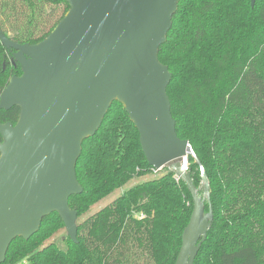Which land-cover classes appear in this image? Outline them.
Instances as JSON below:
<instances>
[{
	"label": "trees",
	"instance_id": "1",
	"mask_svg": "<svg viewBox=\"0 0 264 264\" xmlns=\"http://www.w3.org/2000/svg\"><path fill=\"white\" fill-rule=\"evenodd\" d=\"M68 10L64 1L0 0V32L10 41L44 40ZM13 50L0 42V94L20 76ZM171 81L166 89L177 137L186 140L192 182L201 172L213 221L194 264H264V0H181L158 53ZM20 109L0 110V124ZM1 142V136H0ZM202 169V170H201ZM138 132L114 102L97 133L82 144L76 176L83 188L69 198L77 220L133 178L152 175ZM160 172H163L159 177ZM77 222V243L44 245L64 230L45 217L28 241L15 239L4 264H174L192 199L167 167Z\"/></svg>",
	"mask_w": 264,
	"mask_h": 264
},
{
	"label": "water",
	"instance_id": "2",
	"mask_svg": "<svg viewBox=\"0 0 264 264\" xmlns=\"http://www.w3.org/2000/svg\"><path fill=\"white\" fill-rule=\"evenodd\" d=\"M61 1L68 10L41 42L19 45L0 32L21 71L0 94V110L20 109L14 125L0 124V264L15 239L28 241L53 213L77 243L78 216L69 206L83 191L76 164L114 102L138 132L148 165L167 167L190 193L174 264H194L213 221L211 208L205 212L209 182L201 172L195 187L184 172L193 152L177 137L166 93L172 75L158 59L181 0Z\"/></svg>",
	"mask_w": 264,
	"mask_h": 264
},
{
	"label": "rangeland",
	"instance_id": "3",
	"mask_svg": "<svg viewBox=\"0 0 264 264\" xmlns=\"http://www.w3.org/2000/svg\"><path fill=\"white\" fill-rule=\"evenodd\" d=\"M161 174H163V172H160L157 176L159 177ZM154 177L155 176H153V173H152V175H147L145 177L133 178L122 189H119V190L115 191L109 197L103 199L98 204L92 206L89 209V211L87 212V214H85L82 218L78 219L77 222L79 223V222L85 220L86 218H88L89 216L93 215L94 213H96L97 211H99L101 208H103L104 206L108 205L113 200H115L117 197H119L124 191H126L130 187H132V186H134V185H136L138 183H141L143 181L153 179ZM198 193H199V196L204 197V194H203L202 189ZM65 237H66L65 230H61L58 233H56L52 238H50L48 241H46L44 243V245L55 244L57 247H59L61 249H64L65 245L63 243V240L65 239ZM12 264H14V263H12Z\"/></svg>",
	"mask_w": 264,
	"mask_h": 264
},
{
	"label": "built area",
	"instance_id": "4",
	"mask_svg": "<svg viewBox=\"0 0 264 264\" xmlns=\"http://www.w3.org/2000/svg\"><path fill=\"white\" fill-rule=\"evenodd\" d=\"M183 168H184V172H189L188 171V163H187V161L184 162ZM158 172L159 171H155V170L152 171L153 175H156ZM174 179H175L176 182L179 181L175 176H174ZM14 264H33V263L29 260V258L26 257V258H23V259L17 261Z\"/></svg>",
	"mask_w": 264,
	"mask_h": 264
}]
</instances>
